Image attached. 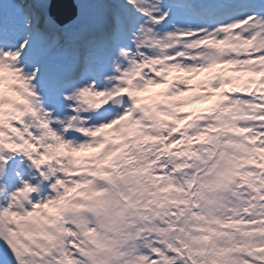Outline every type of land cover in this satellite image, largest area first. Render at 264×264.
Instances as JSON below:
<instances>
[{
  "label": "snow or ice",
  "instance_id": "1",
  "mask_svg": "<svg viewBox=\"0 0 264 264\" xmlns=\"http://www.w3.org/2000/svg\"><path fill=\"white\" fill-rule=\"evenodd\" d=\"M73 3L0 0V264H264V0Z\"/></svg>",
  "mask_w": 264,
  "mask_h": 264
},
{
  "label": "water",
  "instance_id": "2",
  "mask_svg": "<svg viewBox=\"0 0 264 264\" xmlns=\"http://www.w3.org/2000/svg\"><path fill=\"white\" fill-rule=\"evenodd\" d=\"M49 11L55 15L58 22L63 23L75 15L76 6L73 0H51Z\"/></svg>",
  "mask_w": 264,
  "mask_h": 264
},
{
  "label": "rangeland",
  "instance_id": "3",
  "mask_svg": "<svg viewBox=\"0 0 264 264\" xmlns=\"http://www.w3.org/2000/svg\"><path fill=\"white\" fill-rule=\"evenodd\" d=\"M54 18H55V15H53ZM74 17V16H73ZM71 19V18H70ZM207 105L204 104V103H201V102H195L192 104V107L193 108H196V109H199V108H203V107H206Z\"/></svg>",
  "mask_w": 264,
  "mask_h": 264
}]
</instances>
